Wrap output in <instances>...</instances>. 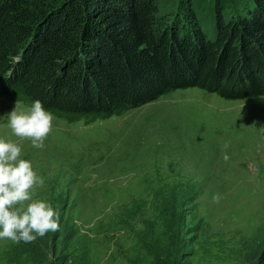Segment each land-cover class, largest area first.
<instances>
[{
  "label": "rangeland",
  "instance_id": "rangeland-1",
  "mask_svg": "<svg viewBox=\"0 0 264 264\" xmlns=\"http://www.w3.org/2000/svg\"><path fill=\"white\" fill-rule=\"evenodd\" d=\"M17 100L31 105L0 97V138L20 144L44 180L33 198L51 202L60 225L47 234L75 236L51 242L42 262L34 260L47 234L29 243L28 259L0 239V264L83 255L88 264H151L147 246L169 247L171 264H246L262 247L264 97L231 101L191 88L106 119L52 113L42 148L7 127Z\"/></svg>",
  "mask_w": 264,
  "mask_h": 264
},
{
  "label": "trees",
  "instance_id": "trees-1",
  "mask_svg": "<svg viewBox=\"0 0 264 264\" xmlns=\"http://www.w3.org/2000/svg\"><path fill=\"white\" fill-rule=\"evenodd\" d=\"M161 3L0 0V97L105 119L191 88L231 101L264 97V0H169L167 14ZM61 234L43 238L34 262L75 236ZM16 247L32 256L29 243ZM145 251L151 264L173 261L169 247ZM254 252L246 264H264V242ZM65 261L88 264L84 255Z\"/></svg>",
  "mask_w": 264,
  "mask_h": 264
},
{
  "label": "clouds",
  "instance_id": "clouds-1",
  "mask_svg": "<svg viewBox=\"0 0 264 264\" xmlns=\"http://www.w3.org/2000/svg\"><path fill=\"white\" fill-rule=\"evenodd\" d=\"M53 120V114L39 99L30 106L17 100L7 113V127L12 134L30 140L36 148L43 147ZM43 184L31 161L21 158L20 144L0 138V239L31 243L59 230V213L52 203L33 198V189Z\"/></svg>",
  "mask_w": 264,
  "mask_h": 264
}]
</instances>
